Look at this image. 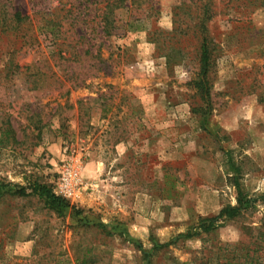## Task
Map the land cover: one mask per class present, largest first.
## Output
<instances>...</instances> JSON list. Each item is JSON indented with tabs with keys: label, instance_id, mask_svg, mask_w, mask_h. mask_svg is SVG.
I'll return each mask as SVG.
<instances>
[{
	"label": "rangeland",
	"instance_id": "obj_1",
	"mask_svg": "<svg viewBox=\"0 0 264 264\" xmlns=\"http://www.w3.org/2000/svg\"><path fill=\"white\" fill-rule=\"evenodd\" d=\"M182 1L115 10L107 38L66 25L60 50L35 26L0 34V264H264V0ZM34 181L63 218L13 195Z\"/></svg>",
	"mask_w": 264,
	"mask_h": 264
},
{
	"label": "trees",
	"instance_id": "obj_2",
	"mask_svg": "<svg viewBox=\"0 0 264 264\" xmlns=\"http://www.w3.org/2000/svg\"><path fill=\"white\" fill-rule=\"evenodd\" d=\"M144 0H39L40 8L31 16L23 15L19 11L8 12L5 7L0 9V34L11 33L14 35L22 30H28L37 27L38 32L50 35L53 40L62 41L57 43L59 50L63 44V32L64 26L68 25L73 29L80 28L82 32V26L85 25L89 16L92 17V21L96 23L95 30H99L98 35L100 38L110 37L114 30V12L115 10L122 9L129 5L131 7H137ZM55 2L52 6L50 3ZM181 3L184 8L191 10L192 6H197L198 3L189 0L186 4L185 1ZM45 3H48L47 8H41ZM198 7V6H197ZM185 10V9H184ZM202 12L196 16L199 20L198 23V35L200 38L199 45V68H200V81L195 83V88H198L201 94L206 93V74L209 69L210 51L207 45L206 35V22L211 19L210 5L205 3L203 9H199ZM187 12V11H185ZM188 13V12H187ZM188 16L191 15L189 12ZM185 17V16H184ZM76 32V31H75ZM75 35L82 37L81 33L76 32ZM71 49V47L69 46ZM75 52V49H71ZM66 54L67 50L58 51ZM70 55V54H69ZM29 193L26 189L20 188L13 193L19 198L27 196H35L39 200H42L45 207L52 210L58 217H64V210H66L69 204L62 199L54 195V193L46 186L36 181L32 182L29 186ZM239 207L241 201L238 199ZM239 207H225L223 208L218 218L233 219L239 215ZM207 225H203V232L207 233L212 231L215 226V219L207 220ZM82 264H85L83 262Z\"/></svg>",
	"mask_w": 264,
	"mask_h": 264
},
{
	"label": "built area",
	"instance_id": "obj_3",
	"mask_svg": "<svg viewBox=\"0 0 264 264\" xmlns=\"http://www.w3.org/2000/svg\"><path fill=\"white\" fill-rule=\"evenodd\" d=\"M71 181H72V178H65L64 179V181H63V183H64V189H66L67 191L68 190H71V188H70V185H71Z\"/></svg>",
	"mask_w": 264,
	"mask_h": 264
}]
</instances>
